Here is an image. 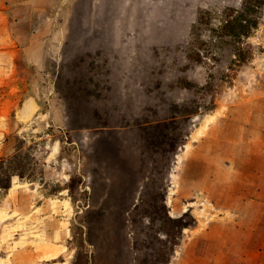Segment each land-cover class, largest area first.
Returning <instances> with one entry per match:
<instances>
[{"label":"rangeland","instance_id":"obj_1","mask_svg":"<svg viewBox=\"0 0 264 264\" xmlns=\"http://www.w3.org/2000/svg\"><path fill=\"white\" fill-rule=\"evenodd\" d=\"M244 9L243 0L38 3L31 44L16 56V95H4L0 114V176L10 180L0 188V264H163L167 238L145 215L159 193L169 216L194 219L178 242L212 223L214 235H252L264 204L213 196L220 173L207 166L252 114L264 122V0L243 13L256 22L248 34L223 29ZM163 121L185 134L168 169L142 129ZM254 233L264 241V229ZM238 242L217 244L212 260L177 243L165 264H264V244Z\"/></svg>","mask_w":264,"mask_h":264},{"label":"crops","instance_id":"obj_2","mask_svg":"<svg viewBox=\"0 0 264 264\" xmlns=\"http://www.w3.org/2000/svg\"><path fill=\"white\" fill-rule=\"evenodd\" d=\"M42 1L43 0H0V114L6 115L7 113H5L6 106L5 99H3L4 95L6 93L14 94V96L16 95L15 92L17 91V84L19 82V73L16 68V56L19 54L20 49L25 50L27 45L31 42L29 37L30 34H28L31 16L35 13V10H37L38 3ZM22 38H25V40H22ZM7 98H9V96H7ZM22 108V104H20L19 108H16L14 113H18ZM255 118L256 115L252 114L251 123H243L240 125L239 120L233 122V124L240 125L242 129H240L243 132L240 140L237 141L236 144L229 142L221 146V155L220 157L218 156V158L222 160L218 161L215 157H213V159L211 157V162L208 161L207 166L208 169L211 170V173H217L216 171L212 172L213 168H217L214 170L220 173V189L213 192V196L222 199L234 195L241 199V197H246L247 195L252 197L250 200H252L253 203L264 204V173H262L264 170L254 167L257 162L256 157L264 156V139L258 140V137L254 138L256 134H252L251 132L255 131L254 128L258 125H263L264 122L257 124L258 121L256 122L254 120ZM262 129L264 132V127ZM229 140L230 138L228 137L227 141ZM249 154L250 156H248ZM240 155H243L242 159ZM261 159H264V157ZM240 162H243V165H240ZM217 164H219V166ZM211 173L208 176V180L215 185L219 184L216 180L217 176ZM211 175H213V177H211ZM232 185H235L238 189L231 188ZM239 191L241 192L240 194ZM213 200L216 201L215 199ZM237 202L236 208H238L237 211L240 212V210L245 208V205H242L239 200H237ZM222 207L223 210H232L227 209L224 205ZM260 209V207L258 209H253L254 216ZM233 211H235V209H233ZM260 212L261 210L258 211L257 215H260ZM238 222H235V224H238L239 227L242 226ZM249 223L252 227V235H239L236 236L237 238L226 235L225 237L222 235V229H220V235H214L212 233L213 227H216L217 224L212 223L206 228L204 236L182 239L180 242H177L178 247L183 246L185 249L184 252L187 255H191L192 259L199 253L203 255L204 259L210 260L214 259L213 253L216 252L217 244L223 245L227 243V241L232 242L237 239L239 240L238 243H242V245L248 243L257 244V248H260V245L264 244V241H255V239H251V236L255 235L254 231L264 229V220L260 223L257 218V225L255 226H253L254 223ZM224 227L228 229L230 226L224 224ZM242 249H244V247ZM256 252L258 254L261 253L260 250H256ZM253 254H255V252H253Z\"/></svg>","mask_w":264,"mask_h":264},{"label":"trees","instance_id":"obj_3","mask_svg":"<svg viewBox=\"0 0 264 264\" xmlns=\"http://www.w3.org/2000/svg\"><path fill=\"white\" fill-rule=\"evenodd\" d=\"M245 3V9L243 12L238 13V15L232 16L231 19L226 21V24L223 25L225 32L231 34L232 36L246 35L250 32L251 27L256 26L255 19H250L246 17L243 13H248L250 8L258 7L263 3V0H243ZM198 59H200L199 54L197 53ZM144 132V141L146 142L148 148L157 146L162 151L163 157L165 160V166L170 162V157L174 156L177 149L183 144V139L185 134L179 132L174 127V122L163 121L156 124L143 127ZM169 158V159H168ZM1 162L0 161V172H1ZM10 184L9 176L5 178L0 176V188H8ZM160 196V205H155L152 202L154 196L151 197L149 206L153 208L152 211H146L145 215L149 216V220H157L159 227L158 233L163 234L167 240H169L170 246L167 249V240H163V247L159 249L158 252V262L165 264L169 256L173 252V247L177 244L179 235L182 230L186 227L193 225L194 219L185 220V217L188 214H184L179 217H171L167 214L166 205L164 204L163 193H159Z\"/></svg>","mask_w":264,"mask_h":264}]
</instances>
